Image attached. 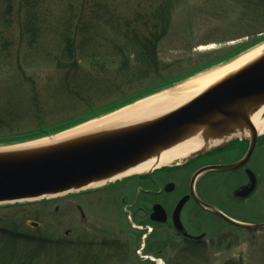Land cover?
<instances>
[{
	"label": "trees",
	"instance_id": "trees-1",
	"mask_svg": "<svg viewBox=\"0 0 264 264\" xmlns=\"http://www.w3.org/2000/svg\"><path fill=\"white\" fill-rule=\"evenodd\" d=\"M182 1L80 0L78 4L69 1L66 16L53 22L55 28L50 30V35H54L43 50L44 57L54 60L58 74L39 84L34 81L28 84V79H23L25 72L17 57L15 62H8L7 54L0 53V65L14 63L9 66L18 69L7 75L14 78L13 85L7 86L6 78H0V126L7 127L5 133H0V144L47 136L122 107L244 51L260 41L258 37L264 33V0H234L241 7L244 24H241L242 29L235 28L236 34L224 41L246 37V44L230 46L232 54L221 60H215L219 52L216 50L191 54L184 60L163 61L159 45L172 31L173 13ZM47 2L0 0V19L6 21L5 16L15 10L20 34L22 30L30 31L33 37L44 34L47 24L42 22L41 26L35 22L39 15H44ZM185 43L192 46L189 37ZM85 57L87 61L81 62ZM182 63L189 67L184 68ZM10 86L17 91L14 101L4 100ZM57 99L62 105L55 107L53 102ZM72 110L79 112L71 114ZM47 112L58 118L44 125ZM31 116L37 119L33 129L13 131L11 122L15 118ZM32 205L33 201L0 204V209H4L3 213L0 211V264H156L153 260H97L98 251L105 255L110 252L109 256L123 252L124 244L111 238L98 243L87 242L98 250L94 254L82 251L79 260H40L38 254L43 250L56 251L64 247L60 238L53 240L39 228L25 224L23 218L30 215ZM130 231L135 236V231ZM164 261L165 264H188V260ZM223 264L241 263L225 260Z\"/></svg>",
	"mask_w": 264,
	"mask_h": 264
},
{
	"label": "rangeland",
	"instance_id": "rangeland-1",
	"mask_svg": "<svg viewBox=\"0 0 264 264\" xmlns=\"http://www.w3.org/2000/svg\"><path fill=\"white\" fill-rule=\"evenodd\" d=\"M68 2L78 4L80 0H48L44 15H39L38 20L34 21L35 23L41 24L44 22L43 24H47L44 26L46 32L44 34L39 33L35 37L31 36L28 30H22L20 34L15 10L10 15L5 16L6 21L0 19V53L7 54L8 62H15L17 58L19 59L21 68L25 72L23 79H28V84L31 81L39 84L58 74L56 67H54V60L48 56L44 57L43 50L46 49L48 40L54 35H50V30L55 28L53 22H57L61 20V17L66 16L69 6ZM241 12V7L234 0H183L176 6L173 13L172 31L159 45L160 58L167 62L177 61L184 60L186 56L191 54H201L216 50H219V52L215 55V60H221L231 55L233 50L230 49V46L246 44L248 41L246 37L224 41L236 34L235 28L242 29L241 24L244 23L241 21ZM41 26L43 25L41 24ZM187 37L192 40L191 45H194L193 47L185 43ZM258 39L260 41L244 51L209 65L208 68L198 73L222 65L252 47L263 43L264 33ZM5 42H7L6 45H4ZM85 61H87L86 57L81 59V62ZM9 65H0V78H6L5 83L7 86L8 84L13 85L14 79L7 75L17 69V67H10ZM181 66L184 68L189 67L186 63H182ZM7 89L9 92L5 95L6 98L4 100H16L17 91L12 86L7 87ZM166 90L167 87L155 93ZM58 105H62L61 100H54L53 106L57 107ZM78 112L77 110H72L71 114ZM57 118L56 114L47 112L42 124L45 125ZM11 124H13L14 132L25 131L33 129L37 125V119L35 116L28 118L17 117ZM6 128L4 129V127L0 126V133H5ZM8 144H14V142ZM260 169L264 173V160L260 164ZM129 176L131 175L55 197L46 196L30 200L33 201V205L29 207L31 209L30 215L25 219L23 218L25 224L27 221L37 222V227L32 228H39L41 232L53 240L60 238L59 242H62L64 247L56 250L58 251L57 256L54 255L56 253L55 249H46L47 251L43 250L42 253L38 252L40 260H79L83 252L94 254L98 250V247L87 245V242L98 243L109 238L124 244L123 252L118 255L115 253V256H109L110 252L105 255L98 251L96 254L97 260H148L147 257L152 258L153 254L148 251V248L141 249L142 245H144L142 236L138 237V239L135 238L136 234L134 236L133 232L130 231L132 227L127 222L125 215L118 210L119 208L117 209L118 205L115 206L112 203L110 195H94L92 196L93 200L87 203V193L100 191V187ZM75 204L81 206L87 216V225L91 228L89 234L81 228ZM56 206L57 210H55ZM33 209H36V211ZM0 211L3 213L4 209H0ZM206 240L207 244L204 243L201 248L186 251L184 257L179 260H188L186 262L188 264H223L225 260H237L241 264H264V229L259 231L232 230L221 234L211 232L206 236ZM84 247L89 249H84ZM164 260V255H162L153 261L156 264H165Z\"/></svg>",
	"mask_w": 264,
	"mask_h": 264
},
{
	"label": "water",
	"instance_id": "water-1",
	"mask_svg": "<svg viewBox=\"0 0 264 264\" xmlns=\"http://www.w3.org/2000/svg\"><path fill=\"white\" fill-rule=\"evenodd\" d=\"M242 54L224 64L233 62ZM201 73L170 85L163 92L170 96L187 92L192 88L189 81ZM157 93L142 96L122 107L47 136L0 145V204L30 201L46 196L55 197L78 191L89 187L93 182L111 181L110 178L116 174L153 158L150 166L141 172L144 175L157 167L163 150L187 138L198 127H203L202 144L182 157L200 154L215 146H224L238 137H248L250 146L245 154L246 158L252 151L256 138L264 134V126L262 131L258 132L250 117L251 111L263 107L261 118L264 119L263 52L236 72L156 118L110 130L95 129L91 134L61 143H51L43 148H17L18 145L54 136L99 119ZM245 158L226 167L240 165ZM184 201L185 198L180 199L175 212L179 211ZM208 207L235 226L254 230L264 228V222L242 223L225 216L213 207ZM158 209L162 210L159 205H155L154 210ZM79 213L83 224L84 213L82 210H79ZM26 224L30 227L38 225L34 221H27Z\"/></svg>",
	"mask_w": 264,
	"mask_h": 264
},
{
	"label": "flooded vegetation",
	"instance_id": "flooded-vegetation-1",
	"mask_svg": "<svg viewBox=\"0 0 264 264\" xmlns=\"http://www.w3.org/2000/svg\"><path fill=\"white\" fill-rule=\"evenodd\" d=\"M249 146L248 137L232 139L224 146L182 157L144 175L137 173L106 184L100 191L87 193V203L94 195H110L135 234L139 238L142 236L141 249L148 248L153 254L148 260H157L162 255L165 260H179L186 251L207 244L206 236L211 232L260 230L235 226L208 207L242 223L264 222V173L260 169L264 160V134L256 138L252 151L245 158ZM243 158L240 165L226 167ZM182 198L185 201L175 212ZM155 205L162 210L155 211ZM75 208L81 228L89 234L91 228L85 212L78 204ZM79 210L85 216L83 224Z\"/></svg>",
	"mask_w": 264,
	"mask_h": 264
},
{
	"label": "bare ground",
	"instance_id": "bare-ground-1",
	"mask_svg": "<svg viewBox=\"0 0 264 264\" xmlns=\"http://www.w3.org/2000/svg\"><path fill=\"white\" fill-rule=\"evenodd\" d=\"M263 52L264 43L248 50L229 64L215 66L195 76L189 81V85L192 86V88L187 92L175 96H170L169 94H167V92H160L135 104L128 105L120 110L112 112L99 119L88 121L75 128L61 132L54 136L45 137L34 142H28L18 145L17 148H43L51 143H61L68 139L91 134L95 129L99 130L100 128V130H110L125 125L128 126L139 124L145 120L156 118L184 104L208 86H211L212 84L218 82L226 76L236 72L240 68L247 65L249 62L258 58ZM262 109L263 107H259L255 111L253 110L250 112V117L258 132H261L264 126V119L261 118ZM202 132L203 127H198L187 138L183 139L172 147L163 150L157 167L167 166L173 161L181 159V157L188 151L202 144ZM152 160L153 158L147 159L146 161H143L136 166H133L121 173L116 174L110 179H117L124 176L144 172L150 166ZM103 182L104 181L93 182L88 186H96L98 184H102Z\"/></svg>",
	"mask_w": 264,
	"mask_h": 264
}]
</instances>
